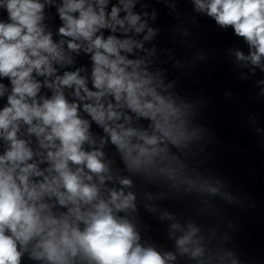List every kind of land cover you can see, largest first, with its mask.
I'll return each mask as SVG.
<instances>
[{"label":"clouds","instance_id":"clouds-1","mask_svg":"<svg viewBox=\"0 0 264 264\" xmlns=\"http://www.w3.org/2000/svg\"><path fill=\"white\" fill-rule=\"evenodd\" d=\"M136 3L60 0L54 39L45 24L54 0H0V264H22L26 253L46 264L176 259L141 244L135 225L120 215L136 210L134 193H125L132 181L113 176L103 151L115 146L128 171L156 169L174 178L171 148L186 147L194 135L172 96L159 90L163 81L148 71L149 61L135 56L155 34L142 20L147 13L133 11ZM192 3L243 38L249 54L237 50L236 58L264 72V0ZM146 28L143 40L136 39ZM81 54L89 57L90 72L74 67ZM93 124L102 129L98 139ZM198 232L189 224L176 237L181 255L204 257Z\"/></svg>","mask_w":264,"mask_h":264}]
</instances>
